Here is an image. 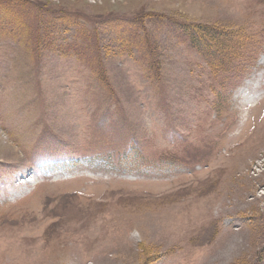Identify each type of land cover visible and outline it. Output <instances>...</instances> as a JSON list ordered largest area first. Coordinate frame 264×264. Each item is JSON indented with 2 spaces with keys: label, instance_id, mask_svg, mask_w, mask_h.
<instances>
[{
  "label": "rangeland",
  "instance_id": "obj_1",
  "mask_svg": "<svg viewBox=\"0 0 264 264\" xmlns=\"http://www.w3.org/2000/svg\"><path fill=\"white\" fill-rule=\"evenodd\" d=\"M4 1L0 264H264V0Z\"/></svg>",
  "mask_w": 264,
  "mask_h": 264
},
{
  "label": "trees",
  "instance_id": "obj_2",
  "mask_svg": "<svg viewBox=\"0 0 264 264\" xmlns=\"http://www.w3.org/2000/svg\"><path fill=\"white\" fill-rule=\"evenodd\" d=\"M197 35V34H196ZM199 35V34H198ZM213 35V36H212ZM208 37H210V40L212 41V42H216L217 44H219V46H225L224 45V42L223 41H219L218 39H217V36L216 35H214V34H210V35H207ZM205 43H203L202 42V45H204ZM219 46H218V48L217 49H219ZM216 49V50H217Z\"/></svg>",
  "mask_w": 264,
  "mask_h": 264
}]
</instances>
